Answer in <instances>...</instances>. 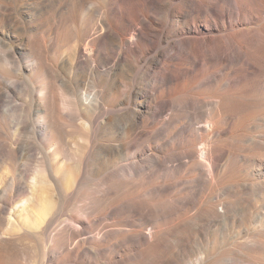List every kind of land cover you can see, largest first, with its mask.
I'll return each mask as SVG.
<instances>
[{
    "label": "bare ground",
    "instance_id": "obj_1",
    "mask_svg": "<svg viewBox=\"0 0 264 264\" xmlns=\"http://www.w3.org/2000/svg\"><path fill=\"white\" fill-rule=\"evenodd\" d=\"M53 7L20 64L26 104L0 85L17 124L0 122V264H259L264 0H33L27 16ZM39 133L49 148L21 141ZM36 151L33 187L18 174ZM21 190L35 204L17 216Z\"/></svg>",
    "mask_w": 264,
    "mask_h": 264
},
{
    "label": "rangeland",
    "instance_id": "obj_2",
    "mask_svg": "<svg viewBox=\"0 0 264 264\" xmlns=\"http://www.w3.org/2000/svg\"><path fill=\"white\" fill-rule=\"evenodd\" d=\"M33 0H0V40L3 35L6 36V34H11L12 38V44L13 46L18 48V55L15 58H11L8 55H6V47L0 45V72L1 74L5 75L6 77H0V85L9 86L11 88V92L14 96V99H17L21 97L22 101H24V105L26 104V101L28 100V92L30 91L29 87L24 83L25 77L21 75V69H20V64H27L30 62V57H29V47L27 46L28 40L32 37L33 34L37 33V24L39 20L45 19L50 17V14L55 11V7L50 8L49 12H46L44 14L39 15L37 18L34 16H27L29 14V4L32 3ZM30 15V14H29ZM4 16V17H3ZM41 16V17H40ZM11 18V19H10ZM40 18V19H39ZM7 21V23L5 22ZM23 21V24L26 25V31L23 34H19L17 28L18 25ZM12 23V24H11ZM17 24V25H16ZM12 25V26H11ZM50 35V34H49ZM51 36V35H50ZM7 39L9 37H6ZM24 48V50H23ZM19 49H22V55L19 52ZM6 78H9L7 80ZM11 81L15 82L14 85H11ZM37 86L38 84L35 83ZM5 100H9V98L4 97ZM5 106L2 107L4 109ZM22 106H19L17 113H20ZM16 116L15 114H11L10 116L8 115L7 117L0 116V122L7 128L11 127V133L14 134L17 128L16 124ZM80 133L75 134L73 137H70L71 144L74 146L78 147V143L80 140H84V129H82ZM21 141L23 144L27 145L28 143H36L39 146H46L50 147L48 142V138L46 133H39L38 139L37 140H31L28 138L26 135H22ZM37 152V151H36ZM4 155L0 153V178L3 176L5 177H12L13 174L12 172H9L8 165L3 163L1 160H3ZM23 162V170L24 173L18 174L19 178H22L23 181L28 182V181H33V187L38 186L36 184V176L41 177L43 174L39 172L43 166L47 165L49 161L47 159L43 158L41 153L37 152V154L33 153H27L25 154L24 159L22 160ZM51 162V161H50ZM55 169L57 167L55 166ZM33 178V180L31 179ZM143 194V193H142ZM25 198V201L23 199ZM35 197L29 196L28 192L25 190L18 191L14 198H13V204H17L18 202H21L15 207V211L17 213V216L21 215V211L23 209L29 208L35 204L34 201ZM31 199V200H30ZM22 217V216H21ZM139 223V221L137 220ZM259 224V222L253 223L252 227L253 230H255V227ZM0 228L2 231L7 230L8 224H0ZM134 231L132 229H128L125 231V233ZM120 237V235L118 236ZM247 237H245L243 234L237 235L236 239L239 241L245 240ZM25 243L27 244V247H25L22 251V253L27 252L31 253L32 252V245L34 242L30 241L29 239H26ZM251 254L253 252L250 251ZM33 261H36V258L32 259ZM25 262V260H23ZM244 261V262H243ZM258 262L259 264H264V259L261 260H254ZM32 263V261L27 260L25 263L29 264ZM253 260H242L240 262H236L234 264H254L252 263Z\"/></svg>",
    "mask_w": 264,
    "mask_h": 264
}]
</instances>
